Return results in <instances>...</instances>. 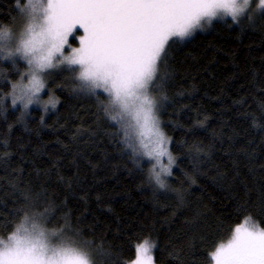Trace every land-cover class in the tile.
Here are the masks:
<instances>
[{"label":"snow or ice","instance_id":"snow-or-ice-1","mask_svg":"<svg viewBox=\"0 0 264 264\" xmlns=\"http://www.w3.org/2000/svg\"><path fill=\"white\" fill-rule=\"evenodd\" d=\"M15 8L23 23L18 31L7 25L0 31V60L10 61L18 79L9 80L5 69L0 67V76L7 81L4 86L10 87L9 92L0 93V109L7 111L10 97L13 108L21 106L17 108L19 122H23L34 104L43 107L45 114L49 106L55 111L61 105L56 90L63 91L66 86L53 77L67 73L65 79L71 81V92L94 98L95 112L88 109L73 112L78 126H69L67 118L63 122L57 119L54 130L64 129L65 135L71 133L68 144L57 139L64 152L80 158L85 156L84 150L76 147L73 152L72 146L87 144L100 148L102 137H107L130 152L141 172L147 162V182L153 197L162 194L165 199L171 197L183 202L197 178L180 168L179 158L172 151L175 141L165 133L161 119L169 101L168 90L176 79L172 53L181 42H191L197 32L206 31L215 21L228 27L236 25L241 31L257 20L264 24V0H27L26 3L15 0ZM11 19L14 24L15 17ZM21 60L26 63L24 71L19 68ZM258 76L253 70L251 103L243 96L233 101V106H238L237 110L251 120L253 127H261L257 121L264 118V100L258 99L264 97V79ZM253 106L259 116L252 110ZM88 116L92 119H87ZM208 119L207 115L197 114L193 128L206 130ZM40 123H44L43 117ZM187 131L195 134L193 129ZM247 143L249 147L242 151L251 160L254 153L249 149L253 142ZM183 147L192 153L193 171L205 175L200 165L211 163L214 145L208 150L202 144L189 147L184 143ZM3 156L10 158V153ZM52 166L59 174V161L53 160ZM260 170L264 171V165ZM217 171L221 179H226V174ZM49 174L50 171L44 173ZM186 182L189 188L184 187ZM240 183L249 194L248 203L238 205L242 222L229 230L225 240L213 244L207 252L208 264H264V227L261 226L264 187L253 206L251 190L242 179ZM13 187L22 204L13 217L22 213L23 220L14 224L6 238H0V264H92L93 254L104 248L103 238L99 244L85 239V230L74 228L68 214L60 217L62 226L49 230L44 225L57 219L54 213L62 206H47L50 194L43 186L35 200L20 184ZM38 204L43 206L42 212L35 210ZM186 223L196 225L197 219ZM136 240L127 258L110 250L101 251L105 257L103 264H160L158 241L151 234L137 236ZM193 244L192 240L188 242L189 251ZM168 249L170 264H186L183 248L170 243ZM114 255L116 258L112 259Z\"/></svg>","mask_w":264,"mask_h":264},{"label":"trees","instance_id":"trees-1","mask_svg":"<svg viewBox=\"0 0 264 264\" xmlns=\"http://www.w3.org/2000/svg\"><path fill=\"white\" fill-rule=\"evenodd\" d=\"M11 17H15L14 24ZM22 23L15 0H0V27L7 25L19 30ZM172 55L176 79L168 90L169 101L161 119L165 133L175 141L172 151L179 158L180 168L197 178L190 188L185 183L189 191L183 202L171 197L165 199L162 194L153 197L147 182V162L141 172L130 152L107 137H102L100 148L87 144L72 146L73 152L76 147L84 150L85 156L80 158L64 152L57 139L68 144L71 133L65 135L64 129L54 130L57 119L63 122L67 118L69 126H78L73 112L81 109L95 112L94 98L71 92V81L65 79L68 74L64 73L54 78L66 86L63 91L56 90L61 105L55 111L44 114L34 108L19 122L17 108L20 107L13 108L10 97L7 111L0 109V157H3L0 159V238H6L23 217L22 213L13 217L14 211L22 206L13 185L20 184L34 200L43 186L50 194L47 206H62L54 213L57 219L44 226L50 230L62 226L60 217L68 214L74 228L85 230V239L99 244L103 238L104 248L94 253L97 264H103L105 259L101 251L110 250L127 258L136 237L148 234L158 241L160 264H170L167 256L170 243H177L185 250L186 264H208L207 252L213 244L225 240L229 230L242 222L238 205H246L249 194L240 180L251 190L253 206L264 187V171L260 170L264 165V118L257 121L261 127H253L251 120L237 110L238 106H233V101L242 96L251 103L253 70L259 74L258 79H264V24L257 20L241 31L236 25L228 27L216 21L210 30L197 32L191 42H181ZM0 67L5 69L9 80L18 79L9 61L0 60ZM19 68L26 70V64L20 61ZM6 83L0 76V93L10 91V87L4 86ZM181 92L183 95H178ZM252 110L259 116L255 106ZM197 114L209 117L206 130L193 128ZM188 129H193L195 134ZM248 141L253 142L249 149L254 153L251 160L242 151L249 147ZM184 143L189 147L202 144L205 150L214 145L211 163L200 165L205 175L193 171L192 153L183 147ZM5 152L10 153V158L3 156ZM53 160L59 161V174L52 166ZM217 170L226 174V179H221ZM46 171H50L47 176ZM173 171L178 175L176 169ZM172 183L179 187L175 181ZM35 210L42 212L43 206L38 204ZM194 218L196 225L186 223ZM256 218L259 219L258 214ZM261 226L264 227V222ZM190 240L194 244L189 251ZM115 258L114 255L112 259Z\"/></svg>","mask_w":264,"mask_h":264},{"label":"rangeland","instance_id":"rangeland-1","mask_svg":"<svg viewBox=\"0 0 264 264\" xmlns=\"http://www.w3.org/2000/svg\"><path fill=\"white\" fill-rule=\"evenodd\" d=\"M26 2H27V0H21V3H26ZM215 22H216V21H215ZM215 22H214V23H215ZM214 23H213V25H214ZM248 26H252V25H248ZM211 28H212V27L208 28L207 30H210ZM11 29H12L14 32H15V31H18V30L13 29V28H11ZM207 30H206V31H207ZM77 31H79V29H78ZM21 61H22V60H21ZM9 62H10V61H9ZM23 62H24V61H23ZM24 63H25V62H24ZM25 64H26V63H25ZM57 76H59V74H57L56 76H54L53 79H54L55 77H57ZM49 83H52V81H49ZM43 99H45V100L48 99V96H47V95L43 96ZM19 107H21V106H19ZM34 108H38V109L42 110V107H41V106H39V105H35V104H34V105H31V106H30V109H29V111H28V114H29V113L31 112V110L34 109ZM49 108H50L49 111H53V110H51V107H50V106H49ZM42 111H43V110H42ZM43 112H44V111H43ZM28 114H27V115H28ZM44 114H45V113H44ZM49 230H50V229H49Z\"/></svg>","mask_w":264,"mask_h":264},{"label":"clouds","instance_id":"clouds-1","mask_svg":"<svg viewBox=\"0 0 264 264\" xmlns=\"http://www.w3.org/2000/svg\"><path fill=\"white\" fill-rule=\"evenodd\" d=\"M8 27V26H7ZM9 29H11L10 27H8ZM4 30V26L3 27H0V31H3ZM30 109V108H29ZM42 110L44 111L43 107H42ZM30 214V213H29ZM23 220V217L21 218V221L19 223H21ZM18 223V224H19ZM91 260H92V264H97V260H96V257L95 255L93 254V256L91 257Z\"/></svg>","mask_w":264,"mask_h":264}]
</instances>
